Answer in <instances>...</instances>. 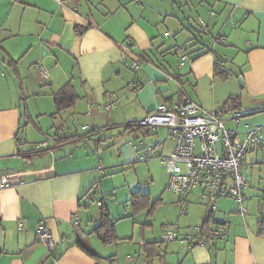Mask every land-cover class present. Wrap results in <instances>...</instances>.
I'll return each instance as SVG.
<instances>
[{
    "label": "crops",
    "instance_id": "crops-1",
    "mask_svg": "<svg viewBox=\"0 0 264 264\" xmlns=\"http://www.w3.org/2000/svg\"><path fill=\"white\" fill-rule=\"evenodd\" d=\"M195 2L209 18L221 23L216 28V23L210 26V20L206 22L205 34L212 29L221 36L217 41L214 37L213 45L184 20L182 10L196 7ZM76 26L87 27L80 35ZM127 39L133 41L129 49L124 47ZM182 46L191 60L173 67L168 63L169 55L175 54L179 60ZM214 54L231 61L227 67L235 74L226 80L214 75ZM9 59L16 61V72ZM136 59L140 68L134 70L131 65ZM37 64L45 66L47 77ZM2 68L10 73L2 74ZM237 73L243 78L242 87L238 86ZM67 82L72 83L79 99L55 115L60 122L55 133L44 130L41 110L30 106L29 97L38 100L42 98L39 95ZM229 93L238 95L241 105L244 94L253 107L248 114L239 111L238 121L230 118L233 112L225 113V125L241 137L250 128L259 127L264 141V0H79L77 6L64 0H0V175L17 176L15 182L0 187V264H95L79 242L108 257L111 253L92 239L101 207L94 216L89 215L90 203L84 199L98 179L95 170L101 164L93 151L101 149L113 128L138 121L162 101L190 98L215 111V104ZM112 99L116 106L107 113L103 105ZM27 113L42 134L33 145L23 122ZM245 115H251L252 120L241 124ZM228 121L233 125L228 126ZM85 125L99 130L88 132ZM55 134L75 135V139L59 145ZM46 136L51 139L40 147ZM146 136L139 132L134 138L144 140ZM68 145L75 149L56 159L53 153ZM85 145L93 149L86 147L88 151L82 155ZM134 145L118 148L120 162H137L140 151ZM33 148L50 150L27 162L20 154ZM39 158L48 160L40 163ZM258 161L264 162L260 146L246 153L243 173L247 169L252 174ZM244 175L249 182L244 190L248 212L239 215L234 202L222 198L211 215L216 222H226L227 235L214 245L188 246L180 240L162 250L159 244L156 250L161 264H264V226L263 235H258L259 221H264V184L251 182ZM203 198L196 189L188 196V204L206 207ZM205 207L192 211L195 216L187 215L192 223H201L208 215ZM40 221L53 235L52 249L37 238L35 228ZM183 229L180 237L187 234ZM143 243L140 252L146 256ZM125 255L129 263L137 260ZM152 260L147 261L154 264Z\"/></svg>",
    "mask_w": 264,
    "mask_h": 264
},
{
    "label": "built area",
    "instance_id": "built-area-1",
    "mask_svg": "<svg viewBox=\"0 0 264 264\" xmlns=\"http://www.w3.org/2000/svg\"><path fill=\"white\" fill-rule=\"evenodd\" d=\"M165 35H169L168 32ZM133 41L127 39L124 47L129 49ZM191 60L184 47L181 48L180 59L177 67H181L184 61ZM44 77L47 70L44 65H36ZM132 68H140L139 60L132 62ZM90 103H93L91 100ZM116 106V100L112 99L103 105V110L111 112ZM240 114L233 112L230 118L238 121ZM140 126L147 127L155 132L163 127L167 130L168 138L172 141L170 151L165 154V140H156L147 144L141 140L134 145L136 151H140L139 160L146 161L157 158L165 167L167 173L166 189L175 193L180 203V213L186 212L188 196L200 189L207 199L208 214L217 211V202L222 198L231 199L239 215L244 216L248 209L244 203V190L249 182L242 171L243 159L246 153L256 146H260L264 157V141L261 139L259 127L250 128L241 137L234 128L225 125L221 113L208 111L190 98L182 101H162L143 118L137 121ZM86 130L98 131L97 126H83ZM47 136L40 144L46 146L50 140ZM101 164L98 170H101ZM16 173L0 175V187L17 180ZM264 197V191L262 192ZM101 205L100 200L92 201ZM18 223L17 228L21 229ZM35 232L40 243L52 249L55 245L53 235L47 225L40 221ZM228 233L226 222L214 223L208 230L207 237L202 233L200 224L190 228L181 241L191 245H214L223 239ZM181 235V234H180ZM179 239V227L177 224L164 226L161 234L162 242H171ZM64 240H68L67 237Z\"/></svg>",
    "mask_w": 264,
    "mask_h": 264
},
{
    "label": "rangeland",
    "instance_id": "rangeland-1",
    "mask_svg": "<svg viewBox=\"0 0 264 264\" xmlns=\"http://www.w3.org/2000/svg\"><path fill=\"white\" fill-rule=\"evenodd\" d=\"M196 5L197 4L195 2V6ZM182 13L184 14V20L187 23L189 22L190 25H193L194 32L197 31V34L202 35L203 37L207 36V38H204V40H207L211 45H213L214 37L217 36V31L210 29L209 33L207 32L205 34L204 31L206 32L207 29L205 26L206 22L210 20V26H212L213 23H216V28L219 27L221 23L218 24L215 19L209 18L207 16L206 10L203 8L200 9L199 6L190 8L189 10L183 9ZM168 63L173 67H177L178 58L175 54L169 55ZM9 70L10 69L2 68L1 72L2 74H7L10 73ZM238 86L241 87L239 81ZM230 94L231 93L227 94L222 101H220L218 104H215L213 110L220 112V109L223 107L224 100ZM39 97L42 98L35 100V97H32L31 95L29 97V104L30 106L32 105L33 108H40V123L44 127V130H50V132L55 133L56 127L60 122H57L59 120V116L54 118L56 114H53L54 108L51 102L52 95L51 93H43L42 95H39ZM249 101L250 100L245 98L243 94L241 98L243 108L240 110V113L248 114L251 111L253 105L249 103ZM34 111L35 110L32 112ZM222 116H226L225 112L222 113ZM250 118L251 115H245L241 117V124L251 121L252 119ZM23 122L25 123V128H27L29 131L28 140L32 142L33 145V142L42 137V134L38 132L33 123L29 121L28 113L25 115ZM75 122L77 125L78 121ZM230 124L233 125L232 122L228 121L227 125L230 126ZM26 135L27 132L25 131L24 136L27 138ZM134 137L135 136L131 135L129 132L123 131L120 127L113 128L110 133H107V135L104 137L106 140L103 141L101 149L98 152L96 150L93 151L95 157L99 158L98 161L101 163L102 169L95 170L96 174L98 175V179L93 182L94 185L92 189L84 198L90 203L88 204V208L90 209L89 215L94 216V214L98 212L101 207L99 205H92L91 200H101L108 210L109 217L114 224L115 234L118 237V240L114 243L102 244L95 236H93L92 239L99 241L98 243L105 247L107 250L106 252L111 253L107 254L106 256H113L115 259V264H149L145 254L140 252V243L142 241H161L162 229L164 226L170 224H177L179 227V239L171 242H161L162 250L165 246H167L166 244H169L168 246H170L179 243L178 241L181 239L180 232L182 228L188 232L190 228L200 224L199 222L192 223V220L188 218L187 215L189 213L193 215L191 213L192 211L197 212L200 207H205V205L203 206L201 203L188 204L189 202H187L186 211L188 210V212L180 213L181 206L177 195L166 189L167 173L165 167L160 164L159 159L153 157L146 161H141L139 158H137V162L126 164L120 162V159L118 158L120 155L118 148L129 143L138 144L142 140ZM163 139L165 140V148L163 152L167 154L171 149L172 141L168 138L167 130L165 128L159 127L156 129L153 135H149L144 138L147 144H152L156 140L161 141ZM89 146H93L92 142L89 143ZM89 146L85 145V147L81 149L80 153L83 155L85 150L88 151V148L89 151L93 149V147L90 148ZM74 149V146L68 145L62 150L54 152L53 155L56 159H60L64 157L65 154H68ZM45 156L46 155L42 156L41 158ZM47 160L48 159L46 158L41 159L40 163H46ZM244 171V173H246V175L251 179V182L260 181L261 184H264V162L256 163L254 169L252 170V174L251 171L247 169ZM259 177H261V179ZM262 188H264V186ZM135 191L149 193L151 206H145L138 209L137 211H133L132 207L130 206L131 201L129 198ZM262 191H264V189ZM152 201H156L155 206H153ZM201 201L206 204V209L207 199L203 198ZM125 254L132 256V258H135V260L137 258V260L134 261V263H129L125 259ZM152 261H154V264H161L159 256L153 258Z\"/></svg>",
    "mask_w": 264,
    "mask_h": 264
},
{
    "label": "trees",
    "instance_id": "trees-1",
    "mask_svg": "<svg viewBox=\"0 0 264 264\" xmlns=\"http://www.w3.org/2000/svg\"><path fill=\"white\" fill-rule=\"evenodd\" d=\"M64 1H69L73 5L77 6L79 4V0H64ZM88 26V25H87ZM85 26L84 28H79L76 26L75 28L77 29L78 34H82L85 31ZM221 36L217 35L215 40L217 41ZM186 49L185 46H182ZM181 47V48H182ZM180 54H181V49H180ZM140 59V57H139ZM180 59V58H179ZM179 61V60H178ZM231 62V61H230ZM228 60L223 59L217 54H214V75L222 78L223 80L226 79L229 75L235 74L233 73L228 67L227 63ZM9 64L11 68L13 69L14 72H16V61L9 59ZM241 75V73H237L236 76L238 77ZM175 78H179V75L174 74L172 75ZM52 95V101L54 104V113L53 114H58L61 113L71 107L74 106V104L77 102L79 99V95L74 89V86L72 85L71 82L65 83L63 86L58 88L57 90L51 92ZM182 101V100H180ZM242 108V105L239 101L238 95H229L223 102V107L220 109L219 113H229V112H239ZM261 110H264V105L261 106ZM150 112V111H149ZM148 112V113H149ZM121 126V127H120ZM119 127L122 128L123 131L129 132L131 135L136 136L137 133L143 132L145 135H153V131H150L147 127L140 126L137 124V121H128L124 123L123 125H120ZM99 129V128H98ZM92 130H88V132H91ZM97 132V131H93ZM55 143L62 145L68 141H72L75 139V135H70L68 137H59L55 136L53 137ZM98 146L100 145V141L97 142ZM39 148V147H38ZM50 149H35L33 148L32 150L25 152L23 154H20L24 159L27 160V162H30L32 159H34L37 156H41L48 152ZM131 203L130 206L132 207L133 211H137L138 209L145 207V206H151V199L149 196V193H144L140 191H135L131 194V197L129 198ZM159 200V199H157ZM153 206L156 205V201H152ZM212 214L209 213L200 223V227L202 229V233L207 237L208 230L210 226L214 223H220L214 221L213 217L211 216ZM259 228H258V235H263V226H264V221L260 220L259 221ZM93 234L97 237V239L102 243V244H110L114 243L118 240V237L115 234V229H114V224L110 220L108 210L105 206H101V215H100V222L99 224L92 230ZM81 249L88 254L95 262V264H115V259L113 256H108V257H101L94 253L91 249L87 248L84 244L81 242L78 243ZM161 244V241H152V242H144L142 247L144 249V252L146 253L147 259L151 260L153 257L157 256V247L158 245Z\"/></svg>",
    "mask_w": 264,
    "mask_h": 264
},
{
    "label": "water",
    "instance_id": "water-1",
    "mask_svg": "<svg viewBox=\"0 0 264 264\" xmlns=\"http://www.w3.org/2000/svg\"><path fill=\"white\" fill-rule=\"evenodd\" d=\"M237 79L240 83V86L242 87L243 86V78L241 76H238Z\"/></svg>",
    "mask_w": 264,
    "mask_h": 264
}]
</instances>
